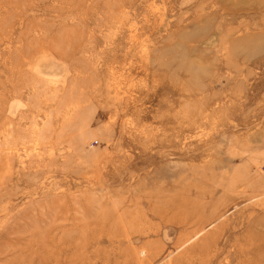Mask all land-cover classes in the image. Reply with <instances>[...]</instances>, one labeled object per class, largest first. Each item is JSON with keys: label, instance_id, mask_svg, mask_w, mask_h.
<instances>
[{"label": "rangeland", "instance_id": "rangeland-1", "mask_svg": "<svg viewBox=\"0 0 264 264\" xmlns=\"http://www.w3.org/2000/svg\"><path fill=\"white\" fill-rule=\"evenodd\" d=\"M0 264H264V0H0Z\"/></svg>", "mask_w": 264, "mask_h": 264}]
</instances>
